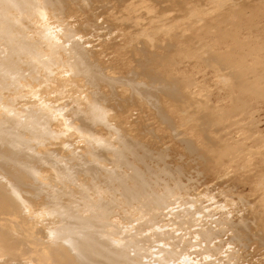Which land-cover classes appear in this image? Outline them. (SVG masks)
<instances>
[{
  "label": "rangeland",
  "instance_id": "rangeland-1",
  "mask_svg": "<svg viewBox=\"0 0 264 264\" xmlns=\"http://www.w3.org/2000/svg\"><path fill=\"white\" fill-rule=\"evenodd\" d=\"M30 1L34 9H11L0 17V23L6 19L13 23L14 33L33 46L34 54L41 55L12 57L23 77L16 82L11 77L0 78V122L18 118L27 108L39 115L48 113L60 129L56 143L62 141L59 145L66 147L64 156H57L59 163L76 168L82 162L100 170V176L107 170L134 173L144 182L155 207L126 205L116 196L97 231L113 247L122 248L125 258L115 264H264V184L260 182V176H264V95L243 92V83L233 78L229 69L219 66V72L209 59L187 53L190 47L193 51L208 45L225 51L234 44L229 38H219V32L210 35L200 31L198 24L188 29L191 10L214 7L215 3L57 0V6L42 8L41 0ZM225 24L227 30L234 31L236 27L238 40L248 45L244 47L249 55L244 54L242 80L257 85L264 93V0L261 8L246 9L233 26ZM168 25L174 26L177 39H167L158 31ZM148 40L156 41L159 48L152 50L153 56L143 59L137 51L151 49ZM0 41L1 44L4 39ZM70 43H76L100 73L109 72L103 75L105 79L115 82L130 78L136 66L147 61L150 82L147 84L142 76L134 80L148 88L150 98L156 95L157 99L185 100L186 105L191 100L201 103L197 127L192 128L195 118L184 123L180 111L170 106L168 110L162 106L155 115V111L137 102L138 97L130 99L128 94H113L105 86L94 91L84 85L82 77L73 76L67 65L72 55H65L63 49ZM51 47L56 49L53 54ZM2 49L0 52L5 50ZM76 79L82 84L75 83ZM40 101L49 106L48 112L39 108ZM93 105L101 111L106 106L121 107L111 114L117 118L114 123L108 120L111 123L107 129L93 128L94 141L79 131L75 119L78 114L88 117ZM51 129L48 130L53 133ZM21 139L30 148L34 142H42L38 137L29 138V134ZM123 141L134 143L139 154L145 153L150 160L131 161L128 169H118L92 157L106 146L122 148ZM13 154L14 161L28 164L35 173V162L22 158V153ZM106 157L113 158L111 153ZM99 181L92 183L93 188L99 189ZM6 183L11 187L17 184L10 176ZM91 186L82 176H76L71 183L51 181L47 176L39 185H27L25 196H20L32 201V229H39L44 239L52 238L53 244H70L71 237L59 236L61 223L48 218L50 206L44 199L66 190L67 197H60L59 203H73L85 216L81 191ZM20 189L22 192L23 187ZM88 197L90 203L99 198L93 191L88 192ZM101 197L106 201L110 196ZM29 206L26 202L23 211Z\"/></svg>",
  "mask_w": 264,
  "mask_h": 264
},
{
  "label": "bare ground",
  "instance_id": "bare-ground-1",
  "mask_svg": "<svg viewBox=\"0 0 264 264\" xmlns=\"http://www.w3.org/2000/svg\"><path fill=\"white\" fill-rule=\"evenodd\" d=\"M41 1L43 4L42 8L57 6V0ZM241 1L210 0L212 4L215 3L214 7H208L209 5H207L198 10H191V15L188 17L192 22L188 27L189 30L198 24L200 31L207 32L210 35L219 32L217 34L219 38H229L234 44L227 47L225 51H217L214 47L208 45H204L201 49L196 48L193 51H190V47L187 53L191 57L197 56L209 59L208 62L216 66V70L219 72L221 71L219 66L229 69L232 77L243 83L241 85L243 92L260 96L264 95V93L257 85L245 83L241 78V69L244 67L245 60L244 54L249 55V51L246 52L244 47L248 45L238 40L236 27L234 31L224 28L225 23H228L230 27L233 26L239 15L243 14L246 9L253 11L254 9L261 8L262 5V0ZM32 4L30 0H0V17H4L11 9H18L20 11L29 9L30 6L34 9L35 5L33 6ZM199 11L205 14L201 15ZM154 19L157 20V18ZM149 20L151 21V19ZM153 23L155 24V22ZM160 23L157 24V27H159ZM148 24H151V22ZM173 27L168 25L167 27H163V30L160 27L158 31L167 35V39L174 40L177 39L178 35L173 31ZM14 30V24L8 21V19H6V22L0 23V38L4 39L0 44V49H5L3 52H0V78L11 77L12 81L16 82L23 77V74L19 71L18 62L14 61L12 57L28 59L34 56L39 58L41 55L34 54L33 46L22 37L17 36ZM147 44L150 45L151 49L145 52L141 50L137 51L143 59H146L147 55L153 56L152 50L158 47L156 41L153 40H148ZM50 49L52 54L56 52L55 48L51 47ZM63 52H65V55H72L67 60V65L72 70L73 76L82 77L81 80L83 82L80 79L75 80L77 84L81 82L84 85L87 84L94 91L100 86H105L113 94H128L127 97L130 99L138 97L137 102L148 106L153 112L155 111V115L156 112L159 113L161 111L162 106L167 110V106H170L171 109L180 111L182 122L184 123L195 118L196 123L192 121L194 123L192 128L197 127L198 122L201 120L199 111L202 104L195 100H191L190 104L186 105L185 100L179 101L173 98L157 99L156 95L154 98L148 97V88H142L141 84H138L134 80L136 77L142 76L146 78L147 84L150 82V78L146 76V70L148 69L145 68V63L147 61L140 62L136 66L134 73L132 72L129 76L130 78L115 82L105 79L103 75L108 76L109 72L100 73L96 66L89 62L90 60H87L85 53H83L76 43H70L69 47L63 49ZM37 62H41L42 65H49V62H44L42 59ZM254 62H257V59H254ZM221 75L225 76L223 73ZM123 90L126 91L124 92ZM189 99L188 97L186 100ZM80 100L83 101L82 99ZM158 101H161L162 105H159ZM33 102L35 103V101ZM38 104L39 108L43 107L46 112L49 111V106L44 102L40 101ZM127 105L133 104L129 103ZM120 110L121 107L106 106L101 111L93 105L90 107L88 117L85 118L80 114L75 116V119L79 123V125H76L79 131H84L94 141L95 138L93 136H95V133L93 128L100 126L102 130L107 129V124L110 121L114 123L117 118V116L114 117L111 114ZM46 114L48 115V113ZM47 115L36 114L30 108H27L21 110V115L18 118L9 117L5 122H0V173H6L0 175V264H115L118 261L124 260L125 255L122 248L113 247L109 242L99 237L97 231L104 222L103 218L110 212L111 199H115L116 196H119L126 205L138 203L140 207L144 208L155 207L153 200L146 193V185L144 182L141 183L134 173H118L107 170L103 176H100V170L82 162L76 168L65 167L59 163L57 156L64 154L66 147L65 145H59L62 141L56 143L55 139L61 135L56 132L60 129ZM49 127L53 128L51 129L53 133L48 130ZM25 134H29V138L38 137L42 142H38L37 144L34 142L35 145L30 148L28 147V142L21 139V136ZM110 147L106 146L92 157L118 169H128L131 161L141 163L145 159L147 161L150 160L145 153L139 154L140 149L131 142L123 141L122 148L120 149H111ZM14 152L22 153V158H29L32 162H35L38 166L35 173H32L34 169H31L28 164L25 165L14 161V157L11 156L14 155ZM107 153L112 154L113 158L111 160L106 157ZM46 175L49 177V180H59L62 183L74 182L76 176H82L84 180H87L92 185L87 191H93L94 194L99 196L97 202L90 203L88 192L81 191L82 200L85 203L84 211L87 213L85 216H81L78 213L73 203H59L61 201L60 197H67L66 190L62 194H54L44 199V203L50 206L48 218H53L58 223H61V227L57 230L59 236L66 235L69 238L71 237L72 241L70 244H53L52 238L44 239L46 236L40 235L39 229V231L32 229L33 219L30 217L33 210L31 208L32 201L28 197H24L25 190L28 189L27 185L35 186L41 184L42 180L45 177L47 178ZM7 176H10L17 182L14 187L6 183ZM79 180L81 181V178ZM94 181H99V189L96 186L93 188L92 183ZM260 182L264 184L263 175L260 176ZM22 187L23 190L21 192L20 188ZM19 191L20 194H18ZM22 193H24V196L22 195L21 197ZM103 194L110 197L105 201L101 197ZM26 202L30 206L24 212L23 207ZM261 225L264 226V218L261 221Z\"/></svg>",
  "mask_w": 264,
  "mask_h": 264
}]
</instances>
